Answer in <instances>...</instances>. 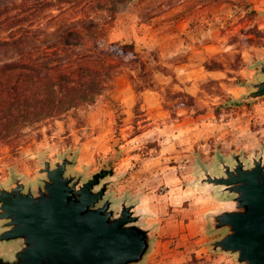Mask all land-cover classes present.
Instances as JSON below:
<instances>
[{
  "label": "rangeland",
  "instance_id": "374dc122",
  "mask_svg": "<svg viewBox=\"0 0 264 264\" xmlns=\"http://www.w3.org/2000/svg\"><path fill=\"white\" fill-rule=\"evenodd\" d=\"M162 1L124 8L108 32L158 55L152 81L132 66L115 67L94 103L38 121L18 146L0 147V185L14 175L36 185L45 158L54 163L66 153L78 160L70 171L87 179L116 155L108 196L116 205L126 196L139 201L141 222L153 229L151 250L135 264H240L236 253L212 246L226 229L212 230L210 213L228 205V196L199 180L201 163L222 171L219 154L233 163L235 152L247 162L264 152V95L235 101L253 91L247 81L264 77L257 64L264 60V0H248L256 12L242 0ZM63 9L50 11L24 46L51 50L78 17ZM16 53L15 45L0 47V63ZM14 247L2 243L0 254Z\"/></svg>",
  "mask_w": 264,
  "mask_h": 264
},
{
  "label": "water",
  "instance_id": "95a60500",
  "mask_svg": "<svg viewBox=\"0 0 264 264\" xmlns=\"http://www.w3.org/2000/svg\"><path fill=\"white\" fill-rule=\"evenodd\" d=\"M264 73V60L259 59ZM253 91L236 102L253 101L264 95V77L247 81ZM234 162L219 154L221 172L201 163V186L220 187L229 204L210 213L211 229H226L212 242L214 250L236 253L240 264H264V152ZM116 155L91 177L72 172L77 157L66 153L54 161L45 158L39 169L44 175L27 185L14 175L0 185V244L14 243L0 254V264H135L142 263L153 245V229L143 224L139 201L129 196L119 205L108 196L115 179Z\"/></svg>",
  "mask_w": 264,
  "mask_h": 264
},
{
  "label": "trees",
  "instance_id": "16d2710c",
  "mask_svg": "<svg viewBox=\"0 0 264 264\" xmlns=\"http://www.w3.org/2000/svg\"><path fill=\"white\" fill-rule=\"evenodd\" d=\"M150 1L162 0H0V30L9 34L0 35V47L15 45L19 56L0 63V147L18 146L27 128L38 121L94 103L105 81H113L117 66H132L143 81H152L159 68L154 51L140 52L135 42L108 38L124 8ZM242 1L249 12H256L251 2ZM63 8L78 17H72L75 21L51 50L41 54L36 48L42 44L24 46L50 11Z\"/></svg>",
  "mask_w": 264,
  "mask_h": 264
}]
</instances>
